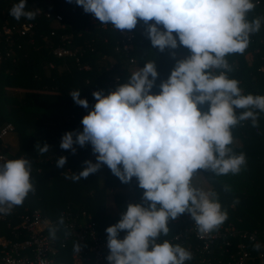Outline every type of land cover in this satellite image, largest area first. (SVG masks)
Listing matches in <instances>:
<instances>
[{"label":"clouds","instance_id":"clouds-1","mask_svg":"<svg viewBox=\"0 0 264 264\" xmlns=\"http://www.w3.org/2000/svg\"><path fill=\"white\" fill-rule=\"evenodd\" d=\"M75 3L100 23L111 24L117 30L131 31L143 21L151 45L161 52L178 46L191 52L176 62L158 94H151L158 77L155 61L133 72L126 83L109 94L93 92L97 102L81 120L83 131L65 132L60 143L61 149L73 154L77 150L74 145L82 148L90 144L96 157L95 163L85 160L78 174L66 179H87L106 165L122 183L135 177L144 189V204H129L121 219L106 228L108 264H185L192 253L168 240L158 243L160 236L169 234V219L184 213L190 214L201 238L227 220L217 193L194 186L193 177L198 170L216 176L239 174L247 160L243 152L233 154L229 147L233 143L231 129L249 119L256 126L255 110L264 112V96L242 94L239 81L226 74L232 70L226 56L243 54L250 35L261 28L259 18L247 19L256 4L253 0ZM38 10H27V0H18L9 15L17 21H31ZM214 70L223 71L217 75ZM69 95L77 105L89 107L88 100L80 97V90ZM206 103L208 110L202 112L198 105ZM237 109L244 111L237 115ZM36 148L44 154L50 146L37 144ZM66 162L67 157L60 156L56 167L63 168ZM31 171L32 164L25 158L0 163V215L11 214L30 192H35ZM59 225H64L63 216ZM57 230L55 225L50 227L52 238ZM122 231L126 232L123 239L119 238ZM260 248V244L254 245V250ZM75 250H80L79 244Z\"/></svg>","mask_w":264,"mask_h":264},{"label":"trees","instance_id":"trees-1","mask_svg":"<svg viewBox=\"0 0 264 264\" xmlns=\"http://www.w3.org/2000/svg\"><path fill=\"white\" fill-rule=\"evenodd\" d=\"M17 2L0 0V50L4 54L0 63V129L8 123L14 124L15 130L6 138L15 134L18 147L9 153V159L25 158L31 162L35 192L28 194L22 206L0 219V234L10 236L7 223L17 222L20 214L39 208L55 218L63 209L72 207L91 213L99 235L107 239L106 228L121 219L129 204H144V189L138 186L135 177L129 183H122L106 165H102L103 175L100 168L87 179L76 182L66 179L73 173L78 174L85 160L93 162L96 157L90 144L82 148L74 145L75 154L61 149V138L68 131H83L81 120L96 102L92 93L102 90L107 95L126 83L132 74V65L142 68L147 62L155 61L158 77L151 94H158L160 84L168 79L176 62L189 57L191 52L183 46L166 48L163 52L154 48L143 21L137 23L130 51L117 50L120 36L112 25L102 24L93 14L85 13L75 0L72 3L27 0V10L39 9L36 19L31 21L24 18L17 21L9 15ZM253 2L256 7L247 19L259 18L261 28L250 35L243 54L226 56L232 68L226 74L239 81L242 94L264 96V0ZM57 15L62 19L58 20ZM30 22L34 23L32 33L17 32V28ZM4 27H14V31L8 35ZM57 47L75 51V55L59 57L54 53ZM10 51L15 53L7 55ZM131 58L134 63L130 62ZM220 71L214 70V74ZM75 90H80V97L88 100L87 109L74 103L69 93ZM198 107L203 112L209 105ZM243 111L237 109V115ZM255 111L256 126L249 119L231 129L233 143L229 147L233 154L246 155L247 163L241 172L216 176L211 171L198 170L211 181V191L217 193L222 210L227 211L228 218L223 224L234 223L237 228L249 231L264 228V112ZM37 144H47L50 148L40 154ZM60 156L67 157L63 168L56 167ZM126 186H133L136 195L133 200H127L120 191ZM168 227L169 234L160 236L163 241L181 230V225L168 224ZM123 234L126 232L122 231L119 238ZM254 254H258L256 250ZM249 264L262 263L256 259Z\"/></svg>","mask_w":264,"mask_h":264},{"label":"built area","instance_id":"built-area-1","mask_svg":"<svg viewBox=\"0 0 264 264\" xmlns=\"http://www.w3.org/2000/svg\"><path fill=\"white\" fill-rule=\"evenodd\" d=\"M260 1L256 0L257 3ZM47 15L50 16L49 13ZM57 19L61 20L62 17L57 15ZM33 25L32 22L24 23L22 27L17 28V32L21 35L32 33ZM3 30L9 35L14 31V27H4ZM115 31L120 36L116 49L129 52L136 30ZM14 53L10 51L7 55ZM54 53L59 57L75 55V51L64 47L55 48ZM3 57L4 54L0 50V63ZM130 62L134 63V58H131ZM119 80L117 77V81ZM14 130L13 123H8L0 129V163L9 160V146L6 145L5 138ZM33 171L32 168L31 173ZM61 216L64 218V225H59ZM4 217L0 215V219ZM168 224L181 225V230L168 241L179 244L192 253V259L185 264H249L256 259L264 263V228L249 231L237 228L232 223L222 224L218 230L201 238L197 234L194 220L188 213L176 219H169ZM54 225L58 230L55 238H52L49 229ZM7 227L10 236L0 234V264H108L107 239L99 235L96 221L86 210L67 207L57 217L52 218L36 208L20 214L18 221L8 222ZM66 232L70 235H66ZM125 235L123 234L121 239ZM163 242V239L159 238L158 243ZM77 244L80 245L79 251L75 250ZM255 244L261 245L258 254H254Z\"/></svg>","mask_w":264,"mask_h":264},{"label":"rangeland","instance_id":"rangeland-1","mask_svg":"<svg viewBox=\"0 0 264 264\" xmlns=\"http://www.w3.org/2000/svg\"><path fill=\"white\" fill-rule=\"evenodd\" d=\"M9 137H10L8 139L9 141H7V139H6L5 143H6V145L9 146L7 148V151L11 153V152H14L13 146L16 145L15 143H16L17 139H16L15 134H11ZM95 162H96V160L93 161V163H95ZM199 172H200V175H202V177H199V176L193 177V185L198 187V188H202L204 190H212L213 185H212L211 181L208 179V177L204 173H202L201 171H199ZM232 224H234V223H232Z\"/></svg>","mask_w":264,"mask_h":264},{"label":"crops","instance_id":"crops-1","mask_svg":"<svg viewBox=\"0 0 264 264\" xmlns=\"http://www.w3.org/2000/svg\"><path fill=\"white\" fill-rule=\"evenodd\" d=\"M141 67H138V66H136V65H132V67H130V71L133 73V72H135V71H138L139 69H140ZM16 136V135H15ZM10 137H7L6 139H7V141H9L8 139H9ZM16 139H17V137H16ZM236 141V144H239V140L238 139H236L235 140ZM16 145H12L13 146V150H15L17 147H18V139L16 140V143H15ZM11 146V147H12ZM101 170H102V175L104 174L103 173V168H102V166H101ZM202 177V175H200V172L198 171V174L197 175H194V177ZM120 191L124 194V196H125V198L127 199V200H133L135 197H136V195H135V190H134V188H133V186H126V187H123V188H121L120 189Z\"/></svg>","mask_w":264,"mask_h":264}]
</instances>
